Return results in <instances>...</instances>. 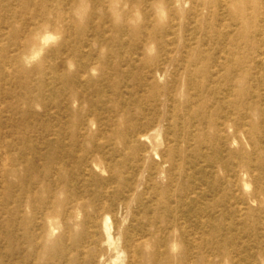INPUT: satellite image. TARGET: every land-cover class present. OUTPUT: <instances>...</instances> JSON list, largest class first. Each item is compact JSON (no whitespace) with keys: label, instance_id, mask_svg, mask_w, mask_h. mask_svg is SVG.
Here are the masks:
<instances>
[{"label":"rangeland","instance_id":"1","mask_svg":"<svg viewBox=\"0 0 264 264\" xmlns=\"http://www.w3.org/2000/svg\"><path fill=\"white\" fill-rule=\"evenodd\" d=\"M0 264H264V0H0Z\"/></svg>","mask_w":264,"mask_h":264}]
</instances>
